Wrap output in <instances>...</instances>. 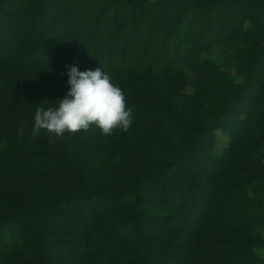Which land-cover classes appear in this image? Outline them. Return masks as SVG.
I'll list each match as a JSON object with an SVG mask.
<instances>
[{
	"label": "rangeland",
	"instance_id": "rangeland-1",
	"mask_svg": "<svg viewBox=\"0 0 264 264\" xmlns=\"http://www.w3.org/2000/svg\"><path fill=\"white\" fill-rule=\"evenodd\" d=\"M61 1L51 0V6H47V2L40 6V0H4L0 7V24L5 27L11 21L12 27L17 30L4 43L11 50L3 49L4 44L0 42V82L6 83L1 87L4 90L0 95V108L4 109H0V214L12 215V218L2 222L0 228V264H77L74 258L63 255L75 256V253L60 244L62 237H55L51 231L53 227L51 229L48 225L51 219L59 222L62 216L36 215L23 223L16 219L31 208L46 207L57 201L64 204L73 191L84 192L93 185L103 184L113 191L130 183L144 185L147 180L143 175L145 168L157 161L174 158L185 147L192 146L197 136H203L207 125L221 120L222 108L230 106L231 109L227 111L230 123L226 127L212 128L213 153L218 158L232 148L231 137L234 133L242 136V130L251 128L255 135H259L264 129V93L257 97V89L264 82V71L260 64L261 59L264 65L263 15L253 24L249 21L244 23L237 42L221 37L217 45L196 55L190 52L189 43L174 52H171V48L168 58L153 66L150 74L140 72L139 79L127 81L126 76L117 78L112 72L116 78L112 82L123 90L127 106L133 113L127 132L116 129L112 135L105 136L99 129L90 128L86 132L65 133L63 137L55 138L41 130L32 138L30 130L36 107H54L68 91V67L78 66L80 71L102 68L104 65L93 56L97 47H101L100 50L109 48L105 39L112 32V7L106 8L110 0H98L88 6L97 4L84 17L88 22L99 17L97 23L100 31L87 37L88 43L79 49L78 54H75V50L88 27L83 23L86 27L77 25L72 32L64 31L62 27H65L68 19L64 10L70 8V11H74L79 1ZM200 1L203 3L207 0ZM236 1L232 7L234 14L228 13L229 24L240 16L241 11L248 13L250 3L264 10V0ZM228 3L230 0L224 3L225 6ZM39 11L49 14L59 27L56 30L45 29L38 36L37 28L42 19V15L37 13ZM4 18L7 23L3 21ZM194 29L187 30L190 33ZM187 30L180 31L179 37L187 38ZM24 36L36 41L27 42L25 46L21 44L18 48L17 41ZM68 39L71 43L66 44ZM142 43L141 38L135 48ZM158 49L159 46L156 52ZM260 50L262 53L259 57ZM64 61L65 67L60 65ZM259 78L260 81L247 92L239 93L244 84ZM135 83H138L142 93L132 89ZM31 90L34 91L33 96ZM237 94L240 103L233 107L231 105ZM11 109L17 113V127H14L12 120L3 117L5 110L10 113ZM21 126L26 129L24 135L18 134ZM247 139L242 138L239 143L245 145ZM260 145L258 148L250 146L247 154L255 166L256 177L264 182V144ZM101 148L105 155L112 157L114 163L111 167L92 172L90 184L82 180L84 176L79 170L76 176L70 177L63 160L72 162L78 168ZM259 185H262L261 181ZM253 188L251 185L236 191L234 189L228 196L232 203L238 202L240 208H246L248 222L253 224L250 233L238 241L234 238L231 243L246 248L245 253L249 257L241 264H264V200L257 201ZM223 194L228 193L223 190ZM115 206L114 202L105 204L103 197L79 203L77 208L85 225H80L74 218L75 223L69 226L76 240L86 242V247L93 245L97 241L98 228L95 225L99 223L94 222L93 218L99 210L109 211ZM254 218L256 222H253ZM69 222H73L72 217ZM42 226H45V231ZM221 264L228 263L222 261Z\"/></svg>",
	"mask_w": 264,
	"mask_h": 264
},
{
	"label": "trees",
	"instance_id": "trees-1",
	"mask_svg": "<svg viewBox=\"0 0 264 264\" xmlns=\"http://www.w3.org/2000/svg\"><path fill=\"white\" fill-rule=\"evenodd\" d=\"M3 1L0 0V7ZM41 1L40 6L46 2L47 6L53 4L51 0ZM78 1L74 11H70V8L64 10L68 19L65 27H62L64 31L71 32L74 26L86 27L83 23L88 27L84 30L75 54L88 43V36L100 31L97 23L99 17L90 22L84 17L85 13L94 10L97 4L88 6L98 0ZM226 1L207 0L202 3L200 0H110L106 8L112 7V32L105 39L109 48L100 50L101 47H97L93 58L104 65V71L112 80L116 79L112 76L113 72L117 78L126 76L128 81L139 79L140 72L150 74L153 66L159 65L169 57L171 48V52H174L178 47L189 43L190 52L196 55L217 45L221 37L237 42L244 23L257 22L263 17L264 10L250 3L249 12L241 11L240 16L229 24L228 13L234 14L232 7L237 1L230 0L225 6ZM104 12L107 10L104 9ZM37 13L42 15L37 28L38 36L43 34L45 29L49 31L50 28L56 30L59 27L49 14L46 15L42 11ZM3 21L7 23L5 18ZM3 25L0 24V42L4 44L17 30L12 27L11 21L5 27ZM192 28L195 29L189 33L187 29L191 31ZM2 30L6 34H3ZM185 30L188 31V37L183 39L179 34ZM141 38L143 43L136 49ZM33 41L36 39L24 36L21 41H17L16 46L20 48L21 44L25 46L27 42ZM69 41L70 39L65 43H71ZM3 49L11 50L5 44ZM262 50L258 53L259 57ZM30 56L35 61L34 54L31 53ZM260 64L264 71L261 59ZM60 65L65 67V61ZM257 81H260V78L244 84L239 93L247 92ZM137 84L135 83L132 89L142 93ZM3 85L6 83L0 82V95L4 90L1 89ZM262 92L264 93V82L257 89V97ZM30 93L34 95V91L31 90ZM238 94L231 105L233 107L240 103ZM229 107L222 108L221 120L207 125L203 136H197L192 146L185 147L180 155L157 161L151 167L145 168L143 175L147 180L144 185L130 183L114 191L103 184L93 185L84 192L73 191L64 204L57 201L46 207L31 208L16 220L23 223L36 215L62 216L63 219L59 222L51 219L48 225L51 229L53 227L51 231L55 237H62L59 239L60 244L75 253V256L64 253L63 255L74 258L77 264H221L222 261L228 264L243 263L249 257L245 253L246 248L231 243L234 238L238 241L250 233L253 224L248 222L249 214L246 208H240L238 202L232 203L228 196L234 189L236 191L253 185L257 201L264 200V182L256 177L258 174L255 166L247 154L250 146L258 148L260 144H264V129L259 135H255L251 128L242 130V136L240 133H234L231 137L232 148L226 155L218 158L213 153L212 128L229 125ZM9 111L10 113L5 110L3 117L12 120L14 127H17V113L12 109ZM245 137L248 138L246 144L239 143ZM63 161L70 177L76 176L79 170L84 176L82 180L88 181V184L92 181L89 178L92 172L109 168L114 163L112 157L105 155L103 148L92 154L89 161L78 168L73 166L72 162ZM259 181L262 182L261 186ZM223 190L228 194H223ZM99 197L104 198L105 204L114 202L116 206L113 210L98 211L93 218L94 222H99L95 225L98 228L97 241L86 247V242L76 240L69 226L75 223L74 218L80 225H85L77 205ZM70 217L73 218L72 223L69 222ZM7 218H12V215L0 214V228ZM253 222H256V218ZM42 230L45 231V226H42Z\"/></svg>",
	"mask_w": 264,
	"mask_h": 264
},
{
	"label": "clouds",
	"instance_id": "clouds-1",
	"mask_svg": "<svg viewBox=\"0 0 264 264\" xmlns=\"http://www.w3.org/2000/svg\"><path fill=\"white\" fill-rule=\"evenodd\" d=\"M68 91L54 107H36L30 135L35 138L41 130L61 138L65 133L74 134L99 129L105 136L119 129L127 132L133 113L127 106L123 90L112 82L103 66L80 71L69 66L66 72ZM25 127L18 129L24 135Z\"/></svg>",
	"mask_w": 264,
	"mask_h": 264
}]
</instances>
